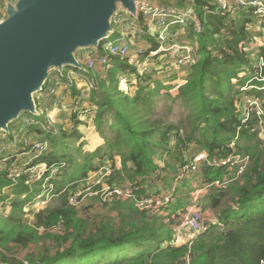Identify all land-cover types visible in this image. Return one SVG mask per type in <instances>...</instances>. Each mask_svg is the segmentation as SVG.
I'll list each match as a JSON object with an SVG mask.
<instances>
[{
	"label": "trees",
	"instance_id": "obj_1",
	"mask_svg": "<svg viewBox=\"0 0 264 264\" xmlns=\"http://www.w3.org/2000/svg\"><path fill=\"white\" fill-rule=\"evenodd\" d=\"M176 2L179 5L186 4V0ZM190 3L202 30L197 32L194 24L189 25L186 28V41L199 42V59L188 68L185 83L178 87L176 96L171 94L170 86L156 82L153 73H138L137 66L130 64L127 58H111L109 69H98L102 73L98 89L93 90L87 99L74 100L78 105L91 102L98 107L96 126L105 145L93 152L83 153L82 144L74 158L61 144V136H67L65 131L58 137L49 135L55 137L51 140L53 147L47 156L35 163L52 165L61 161L67 165L62 174L65 173L60 174L61 180L52 181L57 189V194H54L56 205L51 203L40 212L34 225L24 223L23 215L33 194L39 190L33 193L30 186L25 184L26 177L13 182L5 172L0 173V196L7 187L12 188L16 195L10 205L12 211L9 215H0L1 264H264V165L259 161L225 188H215L212 184L222 180L226 174L233 179L229 165L202 166L196 174V180L208 188L209 192L205 194L207 206L219 208L230 196L233 203L219 211L217 223L206 224L187 243H175V228L181 215L192 203L181 199L180 193L186 189L182 184L175 183L179 168L191 161L178 158L182 165L177 171H171L157 164L155 158L160 159L171 150L182 153L184 148L189 150L196 146L197 154L205 151L211 158L246 155L254 159V152L258 149L255 142L259 140L255 126L259 120L251 117L244 121L245 117L237 104L246 85L254 87L245 92L248 95L262 98L261 94L264 93V81L257 80L260 74L264 76V69L259 72L254 68L251 53L240 48L241 43L256 36L251 28L256 23L254 18L245 12L218 10L213 0H192ZM142 39H148L153 44L146 52L158 48L156 40L147 35ZM260 51L264 55V46ZM81 64L86 67L85 63ZM58 75L50 74L48 86L53 84ZM87 76H92V71ZM126 76H134L137 80L133 96L119 90L120 78ZM71 93L80 97V91L75 87ZM161 96L173 104L180 103L188 111V132L184 136L180 134L182 127L155 117L154 100ZM36 101L38 103V98ZM39 107L43 109L42 105ZM68 110L75 111L72 108ZM80 114L89 113L85 107L81 112H74L71 119L75 124L80 123ZM24 117L33 119L30 114ZM12 125L13 130H18L25 124L16 121ZM28 129L30 134L44 133L38 127ZM76 135L81 136L74 130L69 137ZM234 140L236 147L231 148L230 144ZM116 159H119L121 169L108 178L110 186H114L113 179L119 178L121 183L118 184H132L137 195L157 198L166 192L160 189L159 184H168L172 188L175 186L171 202L141 211L128 200H114L103 205H111V211L120 217L119 223H113L110 217L92 223L82 219L84 208L71 206V195L89 173L99 169L106 161L115 166ZM168 176L172 178L171 183L167 180ZM93 189L98 191L101 187L98 185ZM25 194L27 196L22 199ZM61 221L66 236L52 246L54 253L46 247L39 256L26 254L22 262L16 258L18 251L40 243L37 228ZM66 243L69 244L65 247Z\"/></svg>",
	"mask_w": 264,
	"mask_h": 264
},
{
	"label": "built area",
	"instance_id": "obj_2",
	"mask_svg": "<svg viewBox=\"0 0 264 264\" xmlns=\"http://www.w3.org/2000/svg\"><path fill=\"white\" fill-rule=\"evenodd\" d=\"M188 1L192 2V0ZM186 4L191 5V3L187 2ZM187 5H179L176 0H144L138 5V19H133L131 16L126 14L116 15L113 18V22L116 25V27L113 25V36H115V39L112 41H110V38L112 37L107 39V41L102 44L101 50L99 48V50H87L81 52L82 55L85 56L86 67L84 68V71L79 70L81 73L77 75L78 77L75 75V71L78 70L71 68V70L66 71L65 73L63 71L60 75H65V81H63V77H55L53 84L51 86H48L47 84L42 90L41 93H43L44 96L40 98L42 102L40 105H42V107L44 105L43 111L47 112L46 121L42 122L39 120L40 116L33 117L35 120L30 119L31 121L23 120V118H27L23 117L17 120L22 121V123L25 124L21 127L28 130V132V127H38L44 133L49 132V134L54 135V125H51L53 117L51 116V113L48 112L47 107L52 106L53 108H60L64 106L66 104V100L63 89L68 90L73 87L76 88L77 86L75 83L79 82V79L76 78H80L86 82L85 87H82L79 90V99L89 98L91 92L93 90H97L99 85L95 75H87H89L90 71H94L96 69H109L111 67V58H127L130 64H135L137 66L140 74H150L152 72L148 63L150 62L149 59L154 58L159 54L170 53V56L172 54V58H175L173 61L174 66L178 70L188 69L193 64H196L199 59V42L194 41L193 43L186 44H181L179 42L180 36H183L184 38L188 36L186 28L189 25L194 24L197 32H201L202 30V27L195 16L194 10L192 8L189 9V6ZM213 5L216 6L218 10L248 13L249 16L254 18L256 22L254 24L255 29L263 28V30L256 29L257 32H261V35H256L250 41L240 44L241 50L244 52H250L252 58H254L252 66L258 69L259 72H262L264 69V55H262L260 49L264 46V0H213ZM140 19L142 20L143 25H140ZM138 27H141L142 30H146V32L139 34L141 37L145 35L148 37H155L156 42L159 44L157 49H153L148 52L146 58H144V53L146 51H143V49H140L139 47H134L132 42V34L137 32ZM257 80L264 81V76L260 74ZM253 88V86L246 85L242 89V91H244L243 100L241 99V101H239V105L237 106L244 110V121L251 117H256L258 120L264 119V98H259L245 93ZM68 109H71V107ZM87 111L89 113L92 110L88 109ZM39 113L42 115L40 111ZM20 128L12 131L10 127L9 133L0 131V173L5 172L7 177L13 182H17L22 177H26L27 180L25 184L28 186L35 183L37 185V183L44 184L48 182V189L45 192L46 196H43V192L38 194L36 198L38 201L34 205V208L41 210L42 212L48 205L51 204L50 202L55 197L51 190L53 186L52 184L49 185V183L55 175L61 173H58L60 168H56L57 165L61 163V168L64 169L67 164L66 162H58L52 165H49L46 162L35 163L37 160L47 156L51 150V143L45 137L36 139L26 136L22 133L23 130H20ZM28 132L27 134H30ZM230 146L231 148H235L236 140H234ZM13 148H16L19 151L17 152L18 154L13 153ZM19 157L22 158L21 162H18ZM250 162V157L246 155H230L227 158L217 159L211 158L207 152L202 151L196 154L190 163L181 167L175 185L182 179L181 177L197 173L202 166L207 165L221 167L229 165V171L233 179L226 174L222 180H216L212 184L215 188H225L226 185L244 175L250 165ZM107 177L109 176H106L103 179H106ZM98 185L101 189L95 191V193L100 195L103 189L101 184ZM98 185L95 184L94 186ZM119 188L120 189H117L114 186L109 188V194L110 196H113V198H109L111 199V202L105 199L104 204L112 203L114 200H128L133 203L137 209L147 211L154 205L159 207L164 204H169L172 200V193L162 195L157 198L145 195L139 196L134 192L132 184L126 182ZM203 189L207 190L208 188L206 186ZM76 190L69 199V204L73 207H76L83 196L81 192H77ZM174 190L175 186L172 188V192ZM201 191L202 190H198L197 196L193 198L192 203L181 215L178 223L180 229H189L195 234L202 231L203 216L201 210L198 209L199 205L197 204L198 195ZM48 196H50L51 199H48L47 202H43V199ZM107 197L108 195L106 198Z\"/></svg>",
	"mask_w": 264,
	"mask_h": 264
},
{
	"label": "rangeland",
	"instance_id": "obj_3",
	"mask_svg": "<svg viewBox=\"0 0 264 264\" xmlns=\"http://www.w3.org/2000/svg\"><path fill=\"white\" fill-rule=\"evenodd\" d=\"M16 0H0V21L4 20L7 16V7L9 3H14ZM188 1V0H187ZM190 3V1L188 2ZM187 5V4H185ZM189 6V9L192 8L194 10V8L191 5H187ZM253 27L252 33L255 35H261V32H257V30L262 29L263 28H256L254 27V25H251ZM143 32H146V30H142L141 27H138L137 32H135V34H132V42L134 44V47H138L141 46L144 42H146L147 39H142V37H140L139 34H142ZM138 37V38H137ZM151 37V36H150ZM152 39L156 40L155 37H151ZM115 38L112 37L110 39V41L114 40ZM131 41V40H130ZM149 44V43H148ZM147 44V45H148ZM150 46V44L148 45ZM151 46L153 47V44L151 43ZM142 47V46H141ZM140 48V47H139ZM141 49V48H140ZM148 49H143V51H146ZM80 55V52L79 54ZM148 55V52L145 53L144 58H146ZM83 57V56H82ZM81 58V57H80ZM142 58V59H144ZM84 62L85 63V58ZM140 59V60H142ZM150 62L149 63V67L151 68V73H153L154 75L152 76L154 79H156V82H159L160 84H166L165 86H170L171 87V94L173 96H176V92L177 91H173L174 89H178V87L180 85H168L169 82L168 81H172L169 80L171 75V72H176L178 69L175 68L174 63H170L169 61V57L167 56V54H159L158 56L154 57V58H150L149 59ZM172 61L175 60V58H171ZM168 63V64H167ZM173 65V68H169ZM168 66V67H167ZM165 68V69H164ZM70 69H64V73L66 71H69ZM182 72V71H181ZM188 69L185 71V74L187 75ZM50 73H55V74H59L60 73L58 71H51ZM139 73V71H138ZM79 74V73H78ZM76 77H78L77 75ZM58 75V76H59ZM92 75H95V78L98 82V85L101 82L102 77L100 75H102L101 70H94L92 71ZM60 77H65L61 76ZM74 78V77H73ZM79 79V82H76L75 85L77 86L76 88L78 89L77 91H79L82 87H85L86 82L83 81L80 78H76ZM176 79V77H175ZM65 81V79L63 80ZM137 85V80H135L134 76H126V77H121L120 78V84H119V90L121 92H123L124 94L127 95H132L135 94V90H136V86ZM164 86V85H163ZM79 87V88H78ZM71 89L65 90L63 89V91H70V94L68 96H65V100H70L72 99V103L69 104L68 106L65 107H60L59 109L65 110L69 107H71L72 109H74V112H81L82 108L85 107V110L87 111V109L91 108V112H89L88 115L82 116L78 118V121L80 122L79 124H75V122L72 121L71 116L74 112L70 111H66L68 117H67V121H64L63 118L57 119V118H53L51 120V125H54V130H53V134L55 137H58L59 135L62 134V131H65L67 136H61V144L63 145V147H65L67 149V152L69 153L70 156L72 157H76L77 156V149L84 144L83 146V153L86 152H91L93 151L92 148H95L94 150L102 147L105 145V140L102 138V136L99 133V130L96 126V114H97V110L98 107L95 106L93 103L91 102H84L81 105L75 104V98H80L77 97L75 95H73V93H71ZM164 90H162V94H164ZM39 95V94H37ZM36 95V96H37ZM261 97L264 98V93L261 94ZM241 99L243 100V95H241L240 97V101ZM155 117L164 120L165 123L168 124H173L176 126H180L181 131L180 134L182 136H184L187 132L188 129L186 127V123H187V110L183 107V105H181L180 103H176L173 104L170 100L166 99L164 96L161 97H156L155 98ZM37 102V101H36ZM39 102V101H38ZM239 105V103L237 104V106ZM39 107V105H38ZM81 107V108H80ZM80 108V109H79ZM79 109V110H78ZM238 109L240 110V112L243 114L244 110L240 109V107H238ZM78 110V111H76ZM39 111L42 113V115H40V119L42 122L46 121V113L45 111H43V109L39 108ZM25 115V113H21L20 114V118H23ZM33 118V117H32ZM82 118V119H81ZM23 120H30V118H23ZM33 120H35L33 118ZM40 122V121H39ZM73 125H76L73 128ZM79 125V126H78ZM13 130V125L11 124L10 126ZM256 127V130L259 132L258 135V141L255 142V144H258V149L254 152L256 154V156L254 157V159H250V165L248 167L251 168L252 166H254L256 161H259L261 165H264V119L259 120V123ZM65 129V130H64ZM20 130H23V134H25L26 136L32 137V138H36V139H40L41 137H45L46 139H48L51 143V140L55 139V137L49 136V132H45L42 135H40L39 133L35 132L32 134H27L28 130L23 129V127L20 128ZM76 131L78 134H80L81 136L79 137V135H76L75 137H69V134L72 131ZM29 133V132H28ZM60 137V138H61ZM98 137H100L103 141L102 145L99 147H95L96 144H101L102 141H100L98 139ZM59 142V141H58ZM99 142V143H98ZM239 142V141H238ZM96 143V144H95ZM51 146L53 147V142L51 144ZM197 147L193 146L190 147L189 150L187 149H183L182 153L181 152H175V150H171L170 153H166L162 158H155V161L157 164L161 165V166H166L168 167L171 171L172 170H176L182 165V162L178 160V158H181L183 161H188L190 162L192 160V157L197 154L196 152ZM13 153H17L19 152L16 148H13ZM18 154V153H17ZM14 154V155H17ZM65 154V153H64ZM22 157V156H20ZM18 158V162H21L22 158ZM78 161H80V159H78ZM61 162V161H60ZM67 164V163H66ZM115 166H113L111 163L109 164L107 161L105 162L104 165L100 166L99 169L89 173V175L87 176V178L83 181L80 182V184L78 185L77 188V192H81V194H83L82 199L80 202H78V204L76 205L77 208H81L83 209L82 213H81V217L84 220H87L88 222L92 223L94 220L97 221H104L106 218L110 217L111 221L113 223H119L120 222V217H118L116 212H112L110 209V206H105L104 204V200H108L111 202V199L109 198H113V196H110L109 194V188H112L113 185H109L107 183L108 178H110V176L112 175V173L114 172H118L121 167H120V161L119 159L115 160ZM56 168H60L58 173L61 172L60 174H62L63 168H61V163H59L57 165ZM181 169V167L179 168V170ZM247 169V170H248ZM67 171L69 172L70 169H67ZM57 173V174H58ZM65 173V172H64ZM63 173V174H64ZM55 175V177L52 179L55 180L57 179L58 181L61 180L62 175ZM179 174V172H178ZM197 173L188 175V176H183L181 177L182 179L178 182L179 184H182V187H184L186 190L181 191V199L183 201H185L186 203L190 202L193 200V198L195 196H197L198 194V190H202L201 193L198 195V200H197V204L198 209L201 210L202 212V216H203V221H202V230L205 228L206 224L208 225H213V223H217L218 222V214L219 211H221V209L225 206V205H231L233 203L232 200V196L228 197L227 199H225L223 201V203L220 205L219 208L213 209L211 207H208L207 204V199L205 198V194H207L209 191L208 189H203L204 186L200 185L201 182L198 183V181L196 180L197 178ZM199 174V173H198ZM107 177L106 179H103L104 177ZM171 177H167V180H169V182L171 183ZM52 181L49 183V185L52 184ZM114 187L117 189H120L119 187H121L122 184H118L119 182L121 183L119 178H115L112 180ZM124 182V181H123ZM125 183V182H124ZM184 183V184H183ZM95 184H101L102 186V193L100 195H97V193H95V191L93 190V186ZM164 183H160L159 185L161 186L160 189L163 191L166 190V192H163V195L166 194H171L172 193V186L171 185H164ZM184 185V186H183ZM188 185V188H186ZM30 189L31 191L34 190H39L38 192L33 194L32 200L28 203V205L25 207L24 209V223L30 224V225H34L35 221H36V216L41 212V210H37L36 208H34L35 203L38 201L37 195L40 194L41 192H43V196H46V190L48 189V182L47 183H42V184H31L30 185ZM53 188L52 193L53 194H57L56 193V187L54 186V184H52ZM192 186V188H191ZM3 195L0 196V215L2 216H7L9 215V213L12 211L11 210V203L12 201L16 198V195L14 193V191L12 190V188H5L2 191ZM161 194V195H162ZM108 195V197L106 198V196ZM160 195V196H161ZM27 195H23L21 198L24 199ZM144 197V196H143ZM4 198V201H3ZM48 199H51L50 196L45 197V199H43V202H47ZM55 198L50 202L52 203L51 205L55 206ZM176 214V211H175ZM38 234L40 236V240L38 244L36 245H32L30 246L29 249L24 250V251H18L16 258L19 261H23L24 257L26 256V254L32 253L35 256H39L41 255L45 248L49 247L50 250L52 251V253L55 252L54 250V246L55 243H57V240L64 238V236H66L65 232H64V227H63V222H58L52 226H44L41 228H37ZM175 243L176 245H181L183 243H187L188 241L192 240L193 238H195V233L192 230H182L179 228V226L177 225L175 228ZM69 243H66L65 247L68 245ZM53 246V247H52Z\"/></svg>",
	"mask_w": 264,
	"mask_h": 264
},
{
	"label": "water",
	"instance_id": "obj_4",
	"mask_svg": "<svg viewBox=\"0 0 264 264\" xmlns=\"http://www.w3.org/2000/svg\"><path fill=\"white\" fill-rule=\"evenodd\" d=\"M144 0H16L0 21V131L21 113L39 117L35 95L51 71H84L79 52L98 50L114 34L113 18H139ZM1 264V258H0Z\"/></svg>",
	"mask_w": 264,
	"mask_h": 264
},
{
	"label": "crops",
	"instance_id": "obj_5",
	"mask_svg": "<svg viewBox=\"0 0 264 264\" xmlns=\"http://www.w3.org/2000/svg\"><path fill=\"white\" fill-rule=\"evenodd\" d=\"M186 2L188 3L189 1H187L186 0ZM118 14H126V15H129V16H131L129 13H127V12H125V11H121V12H119ZM133 19H135L133 16H131ZM141 25H143V22L142 23H140ZM113 25L116 27V25L114 24V22H113ZM141 37V36H140ZM148 38H151V37H148ZM179 42L181 43V44H186V43H188L187 41H186V38H184L183 36H180V38H179ZM150 44V46H148L149 44ZM148 44V45H147ZM142 46V47H141ZM141 46H138V47H140L141 49H150V48H152V46H151V42L147 39L146 40V42H144ZM92 50V49H91ZM99 50V49H98ZM83 56V57H82ZM167 56L169 57V61L168 62H170V63H172L173 61L171 60V58H172V54H171V56H170V53L169 54H167ZM80 57H82V58H80ZM85 56L84 55H82V53L80 52V55H77V58H78V60L82 63V62H84V58ZM168 64V63H167ZM168 67V66H167ZM171 68H173V65L171 66ZM187 69H183V70H177L176 72H171L170 73V75H171V77H170V79L169 80H172V81H168L169 82V84L168 85H172V86H175V85H182V84H184L185 83V77H186V74H185V71H186ZM182 71V72H181ZM76 72V74H78V73H81L79 70L78 71H75ZM175 77H176V79H175ZM164 85H166V84H164ZM79 88V87H78ZM76 90H78L77 88H76ZM173 91H177V88L176 89H174ZM70 94V91H64V95L65 96H68ZM42 96H44L43 95V93H39V95H35V99L36 98H38V100H39V102L37 103V108H38V110H39V108L40 107H38V105H40V103H42L41 102V97ZM74 100V99H73ZM65 105L64 106H62V107H65L66 105H69V104H71L72 103V99H70V100H67L66 99V101H65ZM43 110H44V105H43ZM47 110H48V112L49 113H51V116L53 117V118H57V119H59L60 120V118H63L64 119V121H67V117H68V115H67V113H66V111H69V110H67V109H65V110H62V109H59V108H53L52 106H50V107H47ZM83 115H81L80 114V116H78V118L79 117H82ZM82 119V118H81ZM79 126V125H78ZM65 130V129H64ZM98 139L100 140V141H102V139L100 138V137H98ZM99 143V142H98ZM102 143H103V141L101 142V144H96V146L95 147H99V146H101L102 145ZM95 148H92V150L93 151H95L94 150ZM93 151H91V152H93ZM120 167H121V165H120Z\"/></svg>",
	"mask_w": 264,
	"mask_h": 264
}]
</instances>
